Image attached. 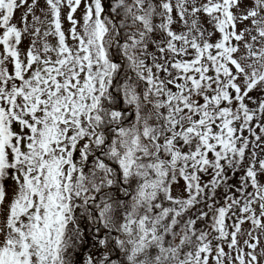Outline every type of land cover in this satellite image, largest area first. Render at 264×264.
Masks as SVG:
<instances>
[{
	"label": "snow or ice",
	"instance_id": "1",
	"mask_svg": "<svg viewBox=\"0 0 264 264\" xmlns=\"http://www.w3.org/2000/svg\"><path fill=\"white\" fill-rule=\"evenodd\" d=\"M43 3L0 0V264H264V0Z\"/></svg>",
	"mask_w": 264,
	"mask_h": 264
},
{
	"label": "rangeland",
	"instance_id": "2",
	"mask_svg": "<svg viewBox=\"0 0 264 264\" xmlns=\"http://www.w3.org/2000/svg\"><path fill=\"white\" fill-rule=\"evenodd\" d=\"M40 6H41V7L44 6L43 0H40ZM21 11H23V9L17 11V13H16L17 18H19L20 14H21ZM63 11H64V13L66 14L67 9L65 8ZM82 13H83V4L81 5L80 9H79V10L77 11V13L75 14V15H76V18H77L78 20L80 19ZM37 14H39V12H38ZM68 27H69V25H68L67 21L65 20V22H64V28H65V30H67ZM52 42H53V43L55 42L54 39H52ZM71 43H72V41L69 40V44H71ZM27 44H28V41L26 40V41L24 42V45H23V46H24V47H27ZM89 167H91V165H89ZM181 183H183V182H181ZM178 191H179V190L177 189L176 192L178 193ZM174 194H175V193H174ZM221 203H223V202H221ZM250 228H251V224H250V223H245V224L243 225V229H244L245 231H247V230L250 229ZM254 234H256V233H254ZM245 238H246V236H241V237H240L241 246H243V240H244ZM261 246H264V236L261 237ZM225 250H226V251L228 250L226 246H225ZM257 251H259V249H257ZM99 252H100V249H99L98 247H95V249H94V251H93L92 254H93V255H98Z\"/></svg>",
	"mask_w": 264,
	"mask_h": 264
},
{
	"label": "trees",
	"instance_id": "3",
	"mask_svg": "<svg viewBox=\"0 0 264 264\" xmlns=\"http://www.w3.org/2000/svg\"><path fill=\"white\" fill-rule=\"evenodd\" d=\"M238 179H239V176L236 177V180H234L233 183H235ZM218 199H219V197H218ZM220 202H223V201L221 200ZM81 226L87 230L88 226L86 223H82ZM94 249H95V247L93 246V240H92L91 236L88 235V233L86 231L85 243L77 249V251L79 253L78 259H79V257L86 256L88 253H93Z\"/></svg>",
	"mask_w": 264,
	"mask_h": 264
}]
</instances>
